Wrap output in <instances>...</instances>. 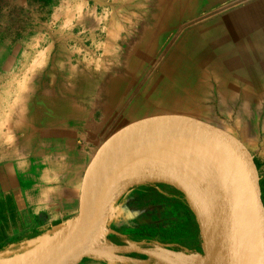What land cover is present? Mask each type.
Masks as SVG:
<instances>
[{"label": "rangeland", "instance_id": "1", "mask_svg": "<svg viewBox=\"0 0 264 264\" xmlns=\"http://www.w3.org/2000/svg\"><path fill=\"white\" fill-rule=\"evenodd\" d=\"M0 42L24 163L81 167L83 190L113 139L183 118L242 144L264 189V0H0Z\"/></svg>", "mask_w": 264, "mask_h": 264}, {"label": "crops", "instance_id": "2", "mask_svg": "<svg viewBox=\"0 0 264 264\" xmlns=\"http://www.w3.org/2000/svg\"><path fill=\"white\" fill-rule=\"evenodd\" d=\"M9 57L8 44L0 42V90L8 87ZM6 122L0 112V264H24L50 248L79 214L82 168L72 174L66 162L63 172L24 163L16 145L8 144L14 133ZM152 183L131 184L108 208L101 232L119 249L117 256L89 255L80 264H167L145 254L154 245L181 253L200 250L201 222L188 196L173 185Z\"/></svg>", "mask_w": 264, "mask_h": 264}, {"label": "water", "instance_id": "3", "mask_svg": "<svg viewBox=\"0 0 264 264\" xmlns=\"http://www.w3.org/2000/svg\"><path fill=\"white\" fill-rule=\"evenodd\" d=\"M145 124L147 125L133 130L114 144L113 139L105 147L83 186L79 214L50 248L24 264H80L87 256L94 255L89 254V250L97 237L99 239L103 236L100 223L102 220L104 225L106 221L110 204L109 191L121 171L132 161L150 152L189 142L211 145L225 161L239 171L243 212L237 229L233 264H264L262 189L257 165L247 149L225 131L195 120L170 118ZM166 184L183 191L173 183Z\"/></svg>", "mask_w": 264, "mask_h": 264}, {"label": "bare ground", "instance_id": "4", "mask_svg": "<svg viewBox=\"0 0 264 264\" xmlns=\"http://www.w3.org/2000/svg\"><path fill=\"white\" fill-rule=\"evenodd\" d=\"M145 181L173 183L189 194L201 222L202 248L207 254L203 258L162 249L152 251L153 256L167 264H233L237 229L243 212L239 192L241 176L214 147L189 142L137 158L113 182L109 203L132 183ZM100 224L102 228V220ZM97 240L98 237L89 254L98 252Z\"/></svg>", "mask_w": 264, "mask_h": 264}, {"label": "built area", "instance_id": "5", "mask_svg": "<svg viewBox=\"0 0 264 264\" xmlns=\"http://www.w3.org/2000/svg\"><path fill=\"white\" fill-rule=\"evenodd\" d=\"M96 249L98 250L97 253H95L94 255L98 254V255H104V256H117V252H119L114 246H111L105 239L104 237H100L97 241V246ZM162 249H166L160 245H154L152 246L150 249L146 250L147 251V255L150 256L151 258L160 261L158 258H156L155 256H153L151 254L152 251L156 252V251H161ZM162 262V261H160Z\"/></svg>", "mask_w": 264, "mask_h": 264}, {"label": "trees", "instance_id": "6", "mask_svg": "<svg viewBox=\"0 0 264 264\" xmlns=\"http://www.w3.org/2000/svg\"><path fill=\"white\" fill-rule=\"evenodd\" d=\"M151 186H159V187H163V188L173 189L172 187H170V186H171L170 184L160 183V182H153V183L151 184ZM262 193H263V197H262V199H263V203H264V189H263V188H262ZM159 234H160L159 232H157V233H151V235H153V236H154V235L157 236V235H159ZM140 235H141V236L144 235L143 230H141Z\"/></svg>", "mask_w": 264, "mask_h": 264}]
</instances>
